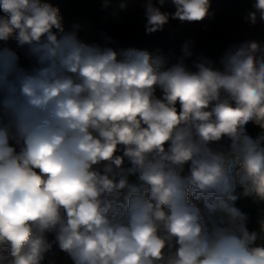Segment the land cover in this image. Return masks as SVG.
Returning a JSON list of instances; mask_svg holds the SVG:
<instances>
[{
	"label": "clouds",
	"instance_id": "obj_1",
	"mask_svg": "<svg viewBox=\"0 0 264 264\" xmlns=\"http://www.w3.org/2000/svg\"><path fill=\"white\" fill-rule=\"evenodd\" d=\"M141 7L149 35L215 16L212 0ZM0 11L30 61L0 46V264H264V210L249 229L236 206L264 204V45L217 67L189 39L170 63L81 40L48 0ZM243 19L264 24V0Z\"/></svg>",
	"mask_w": 264,
	"mask_h": 264
},
{
	"label": "trees",
	"instance_id": "obj_2",
	"mask_svg": "<svg viewBox=\"0 0 264 264\" xmlns=\"http://www.w3.org/2000/svg\"><path fill=\"white\" fill-rule=\"evenodd\" d=\"M220 1L230 19L225 24L207 25V20L182 24L178 20H171L163 31L149 35L145 33L144 28V8L141 7L143 0H111L110 6L104 10L100 8L99 0H48L60 9L66 30L70 29L74 22L80 23L81 28L83 25L88 27L87 33L83 29L79 33L80 39L87 43L103 45V37L107 35L118 41V44L109 45L111 47L148 50L153 54H162L170 63H175L176 59L182 56L183 44L191 39L194 41V54H203L213 59L217 67H220V58L232 45H239L246 40L264 41V24L252 27L243 19L251 10L252 0ZM122 2L127 4L125 9L120 8ZM162 11H174V8L166 4ZM186 34L189 37L183 41L182 37ZM0 46L15 50L20 56V64L29 66L30 61L25 57L24 50L17 48L15 41H9L7 45L0 41ZM186 62L191 64V59ZM249 131L255 136L259 129L250 125ZM236 206L249 218L259 217L261 210H264V204L254 203L251 197L241 198Z\"/></svg>",
	"mask_w": 264,
	"mask_h": 264
},
{
	"label": "rangeland",
	"instance_id": "obj_3",
	"mask_svg": "<svg viewBox=\"0 0 264 264\" xmlns=\"http://www.w3.org/2000/svg\"><path fill=\"white\" fill-rule=\"evenodd\" d=\"M212 10L215 12V16L213 19L206 21L207 25H212V24L222 25L230 21L226 13V10L223 8V3L220 0H212ZM2 15H4V13L1 11L0 16ZM82 29L85 33L88 32V27L86 25H83ZM188 37L189 35L186 34L182 37V40L185 41L187 40ZM259 43H261V45H264L263 40H261Z\"/></svg>",
	"mask_w": 264,
	"mask_h": 264
},
{
	"label": "crops",
	"instance_id": "obj_4",
	"mask_svg": "<svg viewBox=\"0 0 264 264\" xmlns=\"http://www.w3.org/2000/svg\"><path fill=\"white\" fill-rule=\"evenodd\" d=\"M186 172H187V167H186ZM131 179H135L134 177H132ZM261 215V214H260ZM257 218H249V221H248V227L249 229H256L258 227L257 225Z\"/></svg>",
	"mask_w": 264,
	"mask_h": 264
}]
</instances>
